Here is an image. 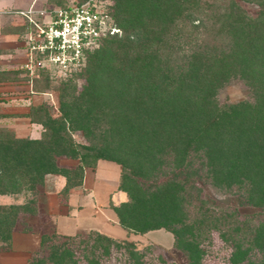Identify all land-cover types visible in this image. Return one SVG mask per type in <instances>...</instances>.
I'll list each match as a JSON object with an SVG mask.
<instances>
[{"label":"trees","instance_id":"1","mask_svg":"<svg viewBox=\"0 0 264 264\" xmlns=\"http://www.w3.org/2000/svg\"><path fill=\"white\" fill-rule=\"evenodd\" d=\"M239 1L256 6L255 15L236 0L202 13L197 0H112L121 35L83 53L82 83L60 84L58 116L29 109V122L42 129L37 139L0 131V195L24 199L0 206V252L19 232L39 236L26 264H173L152 247L94 229L56 233L38 202L43 178H64L59 202L101 160L119 167L116 191L125 200L108 208L124 232L169 233L186 264L221 255L210 250L215 233L224 264H253L256 256L264 263V0ZM233 81L245 97L219 104L218 92ZM75 132L86 144L72 140ZM62 159L76 165L60 166ZM196 180L259 208L262 219L240 221L234 210L209 206Z\"/></svg>","mask_w":264,"mask_h":264},{"label":"rangeland","instance_id":"2","mask_svg":"<svg viewBox=\"0 0 264 264\" xmlns=\"http://www.w3.org/2000/svg\"><path fill=\"white\" fill-rule=\"evenodd\" d=\"M26 1L27 4H24L19 8L21 2ZM86 0H0V40H2L4 35H14L16 38V45L13 43H8L4 45L7 50H0V57L1 55L5 54L4 52L11 53L14 52L13 48L18 50L15 54L16 59L22 58L21 51L25 50L24 58L26 62V42L28 35L34 29L33 23L37 25L44 24L50 18V15L53 10L57 8H61L62 6H68L71 4L84 2ZM95 3L100 6L102 10H105L107 15L109 16V25L114 27L113 20L109 15L111 11V7L113 5L112 0H94ZM198 7L201 9L199 12H203V10L207 9L209 5H217L221 4L222 0H197ZM238 5L249 15L254 16L257 7L252 4H246L239 0H236ZM226 3V2H225ZM13 7L12 9L10 7ZM16 7V8H15ZM18 7V8H17ZM203 9V10H202ZM118 30V29H117ZM117 36L121 35V30L119 29L116 33ZM97 42L96 46L93 49L99 46ZM15 50V51H16ZM9 51V52H8ZM4 57V56H2ZM18 59V60H19ZM10 60V59H9ZM22 60V59H20ZM24 62V63H25ZM24 63H12L8 66V70H0V87L3 89L0 91V97H12L13 104L17 102L24 103V109H1L0 108V131H5L7 134L11 135L14 138H26L28 137L31 132L28 131V125L31 124L29 122V118L26 117L29 109L31 107L36 106H44L48 109V113L50 114L51 118H55L58 116L57 112V105H58V94L60 90V84L71 78L74 80L78 88H80L81 80L77 79L82 67V63L79 67L74 69L70 73H66L62 75L57 71H46L44 69H33L28 71L24 69L22 66ZM21 64V65H20ZM10 67V68H9ZM21 67V68H20ZM3 73V74H2ZM246 89L239 81H233L222 88L217 94V101L219 104H227V103H235L240 101L245 97ZM29 97V98H27ZM10 98L7 100L0 99V102L6 103L9 101ZM42 132V129L38 126V134ZM38 138L40 135H37ZM72 140L76 144H86L83 140L81 134L79 132H75L72 134ZM58 164L63 167L73 168L76 165V161L73 160H59ZM88 172V171H87ZM87 185L89 184V174H87ZM53 176V175H51ZM98 181V190L102 193L111 192L115 188V178L111 177L110 179L105 177L101 174L99 175ZM60 180V182H64V178L59 176H54ZM102 179L105 181L102 182ZM197 181V180H196ZM198 185L202 189V198L208 203L209 206L215 209H227V210H234L237 215L238 219L257 222L262 219V212L259 208H253L250 206L243 205L239 200L234 198V196H228L224 193H221L218 190L211 188L208 185H203L199 181ZM91 187L90 185H88ZM108 190V191H106ZM115 190V189H114ZM52 191V177H47V175L43 178V188L41 189L42 195L38 196V202L43 206L45 209L44 204V194L50 193ZM80 193L76 187L69 189V194ZM66 195H60V201H65ZM8 202L13 204H22L24 199L22 195H10ZM111 203L113 205H117L118 203L125 200V195L121 192H114L112 196H110ZM59 201V203H60ZM80 203H87V200L80 199ZM88 204V203H87ZM63 206V204H62ZM46 210V209H45ZM109 208L104 207L99 214L102 220L105 223H109L108 225H104L101 228V231H105L115 235V239L117 240H124L134 244L136 249H141L144 247H152L154 248L155 252L160 253L162 258L166 262H170L173 264H186L185 256L173 249L172 247V237L169 233L158 230L152 231L143 235H133L129 233H124L121 229L117 227L115 224V217L112 213L108 212ZM89 212L87 207L86 213ZM85 218V217H84ZM83 217H76L74 222L71 220L68 221V227L72 229L73 224L77 223V227H81L84 223L83 220H88L89 224L85 227H100L98 224L101 220L99 217L98 219L91 220V217L88 216V219H84ZM76 220V222H75ZM31 220V222H33ZM112 222L114 224L112 225ZM47 224V223H46ZM256 224V223H255ZM41 226V225H40ZM42 227V226H41ZM76 227V226H73ZM111 227L115 228L111 230ZM88 230V229H87ZM101 231L99 233L105 234ZM111 231V232H110ZM106 235V234H105ZM207 241L202 242L204 246ZM210 250L217 253V257L215 261H210L208 264H224L223 258L227 255L224 250L219 249L221 243L219 242L215 233H212L210 237ZM207 249V248H206ZM219 249V250H218ZM226 250V249H225ZM258 260V257L256 256ZM254 261L253 264H259L257 261ZM150 264H157L155 261H151ZM264 264V263H263Z\"/></svg>","mask_w":264,"mask_h":264},{"label":"crops","instance_id":"3","mask_svg":"<svg viewBox=\"0 0 264 264\" xmlns=\"http://www.w3.org/2000/svg\"><path fill=\"white\" fill-rule=\"evenodd\" d=\"M21 2V1H20ZM27 4L26 1L21 2L19 8H21L22 5ZM25 6V5H24ZM11 9L13 8L12 6L10 7ZM16 8V7H15ZM18 8V7H17ZM14 35H4L2 40H0V50H7V48L4 46L8 43L11 44H17L16 43V38H14ZM17 48V47H16ZM14 49V52L7 53L4 52L5 54L1 55L0 57V70H8V66L11 65L12 63H24L25 60L23 58L25 57V50L21 51L22 53V60H19L15 58L16 52L18 50ZM16 50V51H15ZM9 52V51H8ZM4 56V57H2ZM10 59V60H9ZM12 64V65H13ZM20 64V65H21ZM10 68V67H9ZM21 68V67H20ZM3 89V87H0V91ZM7 98H10L9 101L6 103L0 102V108L2 109H24L25 107L22 106L24 103V100L20 103L17 102L13 104V99L12 97H6V98H1L3 100H7ZM29 98V97H27ZM28 125V131L31 132V134L28 136L30 139H37L39 135L38 134V126L34 124H27ZM88 171V172H87ZM87 174H89V184L91 187H89L87 183ZM103 175L105 180L107 178L113 177L115 178V190H111L107 194V192L102 193L99 191L97 188L99 187L98 181H99V175ZM118 174H119V167L111 162L107 161H97L93 168H85L83 170V180L82 184L77 187V190L80 191V193H74V194H69L66 199V205L61 206L58 202L57 198V192L58 190L62 187L63 182H60L58 178L47 175V177H52V191L50 193L44 194V204H45V211L49 216L50 222L54 225L56 233L60 235H66V236H71L75 234L78 231L82 230H87V229H94L97 231H101L102 226L108 225L109 223H105L100 214L99 211L102 210L104 207H108V202L110 201V196L113 195L114 192L116 191V186H117V179H118ZM102 179V182L105 181ZM108 191V190H106ZM9 196L6 195H0V206H5V205H11L13 203L8 202ZM87 200V203H80V199ZM89 209V212L86 213V209ZM108 212L112 213L110 209ZM113 214V213H112ZM85 217L84 219H88V216L91 217V220L93 219H98V217L101 219L99 221L100 227H85L88 226V220H83L82 222L84 223L81 225V227H77V223L73 224L72 229H70L68 225V221L74 222V219L76 217ZM115 220V219H114ZM76 222V220H75ZM114 222H112V225ZM116 224V220H115ZM117 225V224H116ZM118 227V226H117ZM119 228V227H118ZM114 230L115 228L111 227V230ZM120 229V228H119ZM122 230V229H121ZM123 231V230H122ZM103 232V231H101ZM111 232V231H110ZM124 232V231H123ZM106 235L110 237H117L115 235H112L111 233L108 232H103ZM125 233V232H124ZM119 238V237H117ZM39 243V236L37 234H27V233H19V232H13L10 237V248L9 251L6 252H0V264H26L29 254L38 246Z\"/></svg>","mask_w":264,"mask_h":264},{"label":"built area","instance_id":"4","mask_svg":"<svg viewBox=\"0 0 264 264\" xmlns=\"http://www.w3.org/2000/svg\"><path fill=\"white\" fill-rule=\"evenodd\" d=\"M33 26L27 37V57L22 67L28 71L52 70L62 75L79 67L83 53L95 47L98 40L118 32L109 25V16L94 0L57 8L47 22Z\"/></svg>","mask_w":264,"mask_h":264}]
</instances>
